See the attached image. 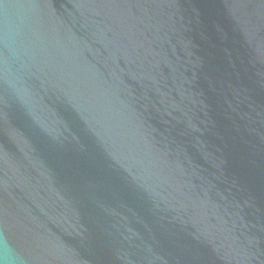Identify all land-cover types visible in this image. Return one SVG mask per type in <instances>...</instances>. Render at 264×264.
<instances>
[{
  "label": "water",
  "instance_id": "95a60500",
  "mask_svg": "<svg viewBox=\"0 0 264 264\" xmlns=\"http://www.w3.org/2000/svg\"><path fill=\"white\" fill-rule=\"evenodd\" d=\"M0 241L264 264V0H0Z\"/></svg>",
  "mask_w": 264,
  "mask_h": 264
},
{
  "label": "clouds",
  "instance_id": "9594fccd",
  "mask_svg": "<svg viewBox=\"0 0 264 264\" xmlns=\"http://www.w3.org/2000/svg\"><path fill=\"white\" fill-rule=\"evenodd\" d=\"M41 260L43 257L30 245L18 249L0 241V264H38Z\"/></svg>",
  "mask_w": 264,
  "mask_h": 264
}]
</instances>
